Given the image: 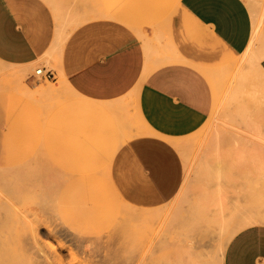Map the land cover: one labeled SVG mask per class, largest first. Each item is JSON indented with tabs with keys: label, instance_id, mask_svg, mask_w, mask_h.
Instances as JSON below:
<instances>
[{
	"label": "rangeland",
	"instance_id": "1",
	"mask_svg": "<svg viewBox=\"0 0 264 264\" xmlns=\"http://www.w3.org/2000/svg\"><path fill=\"white\" fill-rule=\"evenodd\" d=\"M35 70L7 67L0 85V264H221L237 231L264 224L241 221L264 215V68L242 60L156 173L134 154L150 134L128 100Z\"/></svg>",
	"mask_w": 264,
	"mask_h": 264
},
{
	"label": "crops",
	"instance_id": "2",
	"mask_svg": "<svg viewBox=\"0 0 264 264\" xmlns=\"http://www.w3.org/2000/svg\"><path fill=\"white\" fill-rule=\"evenodd\" d=\"M245 59L264 68V0H0V85L7 67H40L85 98H125L150 134L134 154L151 173ZM169 168L164 197L179 186ZM221 264H264V224L237 231Z\"/></svg>",
	"mask_w": 264,
	"mask_h": 264
},
{
	"label": "bare ground",
	"instance_id": "3",
	"mask_svg": "<svg viewBox=\"0 0 264 264\" xmlns=\"http://www.w3.org/2000/svg\"><path fill=\"white\" fill-rule=\"evenodd\" d=\"M262 5V4H261ZM255 6V5H254ZM258 6V5H257ZM263 6V5H262ZM259 9V8H258ZM140 29V28H139ZM238 212V211H237ZM237 212H235V213H237ZM240 213V212H239ZM234 215V214H233ZM239 215V214H238ZM232 218V217H231ZM237 218H239V216L238 217H236V219ZM232 219H234V218H232ZM240 221V220H239ZM242 225H246V224H252V223H256V222H264V215H247V216H243V214H242ZM239 224V223H238ZM238 224H236V225H238ZM229 225V224H228ZM232 225H233V223H232ZM226 230V229H225ZM230 230H231V228H230ZM229 232V231H228ZM161 263V262H160ZM163 263V262H162ZM167 264V263H166Z\"/></svg>",
	"mask_w": 264,
	"mask_h": 264
},
{
	"label": "built area",
	"instance_id": "4",
	"mask_svg": "<svg viewBox=\"0 0 264 264\" xmlns=\"http://www.w3.org/2000/svg\"><path fill=\"white\" fill-rule=\"evenodd\" d=\"M43 71H42V69L41 68H38V69H36L35 70V74H37V75H42L43 76ZM44 76L46 77V79L49 77L46 73L44 74Z\"/></svg>",
	"mask_w": 264,
	"mask_h": 264
}]
</instances>
